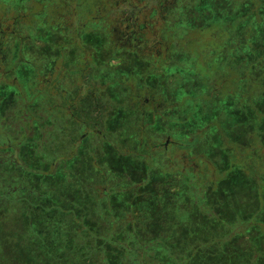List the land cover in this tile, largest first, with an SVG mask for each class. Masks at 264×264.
I'll use <instances>...</instances> for the list:
<instances>
[{"label": "rangeland", "instance_id": "rangeland-1", "mask_svg": "<svg viewBox=\"0 0 264 264\" xmlns=\"http://www.w3.org/2000/svg\"><path fill=\"white\" fill-rule=\"evenodd\" d=\"M101 1L104 6L109 2L107 0ZM130 1L131 0H129V3ZM138 1L139 0H137V2ZM150 1L152 0H147L146 2ZM161 1L162 6L171 5L176 8L179 4L177 3L178 0ZM1 3L4 4V2ZM139 3V5H143V2L139 1ZM102 5L98 4L100 9H103ZM1 6L0 31H8L17 34L19 41L14 42L13 40H9L8 42L7 39L10 38L8 35L0 38V46H2L0 49V62L3 64V62L6 61V65H9L10 68L13 69L12 72L17 76L23 74L24 69L25 73L27 71L33 72L35 68L28 59L29 53H21L18 49L4 50V45L13 43L17 48L18 46L22 47L24 41L28 42L24 45V47L26 45L29 46L27 50L34 54L38 53L31 48V46L37 45V43L33 45L28 39H31L32 42H34V40L45 41L49 36L38 21L40 17L38 13L40 12L41 6L34 3L31 5V7L33 6L32 8H25L19 13L15 10H8L5 11V13L1 9ZM155 7L157 8V4L154 8ZM33 8L35 10H33ZM31 11H33L34 14L28 17ZM148 11L147 9V13ZM56 12L57 11H54L55 14ZM172 12H174L173 8L167 10L163 18L160 17L161 14H164L163 11H158L155 15L154 19L156 22L155 25L153 24V27L147 31L148 33L145 37L148 39L146 42L148 45L146 51L139 53L141 57H148L151 55L159 57L164 56L163 54L171 55L181 46L183 47L177 38L174 37V34L171 35L170 33V31L173 30V24H170L169 20L173 19ZM63 13L64 11H62V14ZM67 17L66 29L68 27L77 28L81 25L73 16L69 15ZM121 17L123 21L128 16L124 13ZM140 19L142 20L143 17L141 16ZM141 20H138V23ZM91 23L92 22L88 23V29H91ZM148 23H154V20H150ZM112 24L113 21L111 25ZM125 25L126 24H123V27H120L123 34H126ZM32 26L35 28L34 32ZM138 28H131L137 31L133 33L134 36L138 34ZM127 32L131 35L132 31L130 32V30H128ZM142 32L144 33V30ZM62 33L56 34L55 36L59 35L57 36L59 38ZM197 36L200 38L199 36L201 35ZM202 36L213 39L215 35L208 31L206 35ZM61 39L62 41L64 40V42L66 40L69 41V44H72L68 49L65 47V57L57 58V56H54V59H57V66L54 67V61L51 59L52 51L46 49L48 51L45 53L46 62L40 74H44L46 85L42 87L45 88L44 95H47L46 99L49 98L48 102L45 100V104L47 103L46 121H49L51 113L56 111L63 117V119L61 117L60 121H57L55 125L49 126L47 130H45L46 133L44 136L45 138H49L47 136H50L54 131H60L64 139L63 144H66V146L61 148L60 155L62 158L50 163L54 165L52 173L41 177L23 170L21 168L23 163L20 160V156L18 157L19 160H15V163L9 160L6 162L1 161L0 166L2 168L14 170L16 175L12 176L8 174L0 176V264H7V262L11 260L17 259L14 257H17V255L23 259L22 264H40L39 262L45 264H58L61 261L66 264H85V262L88 261V257L84 254L86 247L78 242L76 234L79 235L82 233V236L87 238V235L83 233V228L93 223L94 214L98 212V210L97 207L95 208L92 198L88 197L84 193V190L89 194L90 192L88 191L93 189L96 190L99 187L100 192H98L97 189V196L103 195V187L121 190V188H123L120 180L121 178H117L120 176L114 178L115 180L118 179L116 181L114 180L115 183L112 182L113 184H107V181H113V168H115L116 171H121L123 168L125 169V167L126 169L129 166L132 167V165L139 166L143 169L147 166L150 168L152 167L151 169L153 170L148 168L147 171L151 179L154 176L162 178V188L160 185H154V187L157 189L161 188L164 196H162V207H154L155 204L153 203L151 207L145 208L144 216H141L143 220L140 222L138 219L139 210L137 208H133L130 214H127L133 200L132 195H130L131 192L120 191L119 193L112 194V196H114L117 213L110 209L103 211L105 214L103 218L105 220L102 221L98 218L99 230L104 231V228L101 227L107 225V222L113 223V221H115L114 227H112L116 230L114 232L118 230L122 231L123 227L127 225L130 219L129 217L134 215L136 218H132L134 220V222H132L136 227L138 224H141L139 228L144 236L140 233H135V235H133V232H129L130 230L124 228L125 233L116 235L118 236V240L122 241V243L124 242L123 245L118 243H116L114 247L106 245L102 249H96L94 251L95 255L93 259L98 264H100L102 258H108L109 264H173L174 262L182 260V255L185 254L186 250L192 251V249L197 256L195 260L193 259V262L191 261L187 264H209V255L212 250L218 246L219 242L226 239V235L222 233H227V230L235 229L234 227L237 222L234 218L240 219L239 224L243 223L242 221L246 219H251L255 223H258L259 219H264V162L258 158L257 144L260 145L259 139L256 138V141L253 139L252 146L244 149V151L231 148V144L228 141L224 140L220 143L215 152L218 153L223 160L222 169L217 162H213L210 154H208L207 157L205 156L204 159H198L195 157V151L193 152L183 148H178L176 150V144L169 145L168 149H161L162 143H165L168 137L174 140L171 134L164 132L154 131L153 135L149 133L150 136H157L155 138V142L159 144L157 149H161L159 151H162V155L159 159L154 160L148 157L146 160L147 163H145V160H141L142 157L133 158L127 153L120 155L116 150V146L113 144L115 140L120 138L119 131H111L110 127L118 126L122 121L121 116L128 115V134L134 133L135 137L133 139H136L141 136L143 130L151 131L149 128L150 122L144 124V118L140 116L144 113L143 111L161 113L167 108V102H161L158 96L155 98V93H141L142 91L139 90V85H144L142 81H145V78L143 77H126L122 76V74L117 76L114 75L113 77V75H107V73L103 71L109 69L111 72H119L122 70L125 65L122 64V62L125 63L127 61L130 63L131 61L129 55H131L132 52L130 50H122L121 57L117 58V56L111 54L109 46L106 43L101 46L98 43L97 35L93 33L88 34V32H85V34L79 32L78 35L74 34L73 37L66 34ZM113 39L119 44H116V47L117 45H124V42H128L124 41L125 39L120 36L119 31L116 34L115 32L113 33ZM73 40L77 41V45L73 44ZM183 40L188 42L189 38L185 37ZM162 42L164 43L162 44ZM84 43L91 44L94 50L90 49L91 46L84 45ZM166 44L168 45L165 51L164 48ZM10 45L11 44H9V46ZM76 46H78L77 52L75 51ZM18 54H20L24 60H19V62H17L14 58L19 57ZM38 56L37 54L36 57ZM112 56L115 57V59L111 60V63H116L115 67H111L106 63V60ZM25 60L30 63H25ZM134 61L132 60V64ZM143 67L147 70L149 65ZM4 73L5 68L2 71L3 75ZM6 76L7 77L2 76L4 78L0 81L7 90H9V93L5 97L0 98V114L5 108L3 106L14 98L15 92L13 89H15V86L17 88V85L13 82H18L13 76H10L9 79L8 75ZM101 76L104 77V79L101 80ZM58 80L61 81L59 86H57L59 84ZM53 82L55 83L56 89L62 90L57 97L51 98ZM122 89L124 90L123 92H121ZM119 93L121 94V99ZM41 94L43 95V93ZM29 100L32 119L33 121L39 120L40 116L37 113V102L40 101V98L32 94ZM257 102L263 104L264 100H262V102L256 101L255 106H252L249 110V117L252 118V120L249 121L248 124L240 125L244 128H240V130L236 129V136L243 142L248 140L246 126L249 128L257 127L264 129V116L259 117V115L253 111L258 107ZM124 104H128L127 107ZM21 107L22 106H20V108ZM42 115H45V111ZM89 129L96 131L94 142L96 143L99 141L100 143V150H98V153L93 150L91 151L93 156L101 153L97 163L92 155H90V152H88L89 155L86 153V146L90 143V137L81 136L83 135V130H88L89 132ZM20 131V128L17 129L15 135H19ZM196 133L202 134L203 130H197ZM32 134L34 135L35 132ZM78 136L80 139H78ZM31 141L32 140H30V142H22L18 147V154L25 148L27 151L31 152V157L35 158L37 154L35 152L34 143ZM119 147H121V149L129 147V150H126L129 151V153L138 151L137 144L133 141H131L129 145H122ZM235 147H237L236 144ZM102 148L103 151L101 150ZM180 149L182 151L181 153L179 151ZM38 160H40V158H38ZM48 160L51 161L50 159ZM91 161L95 162V164L92 167L90 166V173H92L93 170H97L104 179L102 182L98 181V185H88V183H86L90 174L87 173L85 166L89 165ZM38 163L40 166L47 168V161L46 163L38 161ZM156 167L161 169L162 175L156 170ZM74 171H77L76 176L72 174ZM79 172L85 175H79ZM69 173L72 175H69ZM13 180L17 183L10 184L11 186L19 185L17 188L14 187V189H16L15 192H13V189L6 186ZM149 183L141 186L135 185V187H137L135 188V195L145 190H150L151 186ZM37 184L47 186L50 188V192L46 193L40 191L38 194H34V192L31 191L37 189ZM83 184L85 186H83ZM153 191L155 192L154 188ZM146 194H143L140 199L141 205L144 207L146 204L145 198H147L148 195ZM181 194L182 196H180ZM191 196L193 200L195 199L194 203L199 204L202 212H205L202 216L203 219H198L200 220L198 223L194 222L193 219L196 216H200V213L199 209L194 208L193 210L192 208L186 215V219L178 220H184L178 225L176 215L179 213L178 217L180 218L185 211L182 208L177 210V207L180 206L186 209L187 207H191ZM216 197H220L219 201L216 200ZM187 198L188 202H184ZM117 201L119 204H117ZM176 202L177 207L175 208L173 205H175ZM70 203L75 205L74 209L68 208ZM102 204L103 206L98 208L100 211L101 209L105 210L107 207L106 201H103ZM249 229L250 226L243 223L241 224V230H239V232L249 231ZM134 230L135 229H133V231ZM168 231L169 233L174 232L173 240L177 241L176 243L180 241L179 244L181 248L177 249L174 247L175 251L170 256L167 255V251L172 252L173 246L167 242L168 238L166 234ZM192 232L200 237L194 236ZM183 233L184 235H182ZM201 233H203L204 236ZM212 233L220 234L212 235ZM229 233L230 236L232 235L233 237V232L231 231ZM116 236H112L111 240H113V242H115ZM154 237L159 238L149 245H144L145 241L148 243ZM231 238L229 237L228 239ZM236 242H238V240H236ZM236 242L231 245L232 248ZM92 243H94L93 240ZM224 245L225 243H222V246ZM177 246L179 245L177 244ZM167 247L169 248L167 249ZM194 247H199L200 250H195ZM123 248L130 250L126 253L127 257L125 263L120 262L122 261L121 258H123L121 251ZM189 257L190 256L187 258ZM37 260L39 262H34ZM185 260L186 258H183L182 262H177V264H184Z\"/></svg>", "mask_w": 264, "mask_h": 264}, {"label": "trees", "instance_id": "trees-1", "mask_svg": "<svg viewBox=\"0 0 264 264\" xmlns=\"http://www.w3.org/2000/svg\"><path fill=\"white\" fill-rule=\"evenodd\" d=\"M107 1L109 2L104 6L101 0H57L50 4L44 0H0V6L2 5L1 9L4 12L15 10L19 13L25 8L29 9L34 3L41 6L40 12L38 13L40 14L38 21L41 26H43L42 28L46 34L50 35L45 41L34 40V42H32L31 39H28L33 45L37 43V45L31 46L33 51L38 52L35 54L27 50L29 46L26 45L24 47L25 43L28 42L23 41L24 45L22 47L18 46L17 48L13 43L4 45V50L18 49L21 53H29L28 59L35 69L33 72L27 71L26 73L24 69L23 74L17 76L12 72L13 69H11L9 65H6V61H4L3 64L0 62V80H3V78L8 75V79L10 76H13L18 81L16 83L14 82L17 85V88L15 86V89H13L15 92V99L13 98L6 103L3 106L5 107L4 110H2L0 114V163L1 161L6 162L8 160L15 163V160H19L18 157L20 156V160L23 163L21 168L41 177L52 173L54 170V165L50 164L52 161H57L62 158L60 155L61 148L66 146V144H63L64 139L61 136V132L54 131L50 136H47L50 139L44 136L46 133L45 130H47L49 126L55 125L57 121H60L62 116L58 114V111L52 112L50 120L46 121L47 103L45 104V100L47 95H44L45 88L42 87L46 85V81L43 76L44 74H40L46 62L45 53L48 52L46 49L52 51L51 59L54 61L57 60L54 59V56H57V58L65 57L64 50L66 51V49L64 48L62 50L58 37L54 35L61 34L59 31L60 29L57 30V28L59 27L58 20L60 19L62 11H64L63 18L65 15L67 21V16L69 15L73 16L74 19L78 18L82 21L80 22L81 25L77 27V31L74 27H68L64 32L65 35L67 34L73 37L74 34L78 35L79 32L82 34H85V32H88V34L93 33L97 35L98 43L101 46L106 43L109 46L111 54L120 58L121 51L128 50L124 47H115V40L112 37L106 38L103 36L113 35L115 28L122 34L123 32L120 30V27H123V24H126L125 31L127 32L129 29L128 26L133 23L130 16L131 13H138L139 11H142L144 16L141 14L143 19L141 20L140 16L138 20L141 21H139V23L137 21L136 27L138 28L142 23H146L147 28H145L146 30H144L143 34L147 36L148 29L152 28L153 24L155 25L156 21L154 17L158 11H163L164 14L160 15V17L163 18L166 11L171 8H173L174 12H172L173 14L171 13L173 19H169L170 24H173V30L170 31V33L171 35L174 34V37L177 38L183 47L181 46L171 55L163 54L164 56L159 57L153 55L141 57L132 52L131 55H129L130 57L128 56L131 59L130 63L127 61L125 63L122 62V64L125 65L119 72H111L109 69L103 71L107 73V75H113V77L114 75L117 76L122 74V76L126 77L138 76V78H145V81H142L144 85H139V90L142 91L141 93H155V98L158 96L161 102H167V108L161 113L147 111V115L143 119L144 124L150 122L149 128L151 132L155 131L171 134L174 140H176L175 144L177 146L193 152L195 151V157L198 159H204L205 156L207 157L208 154H210L213 162H217L221 167L223 160L221 156L215 152L220 143L225 140L231 144V148L244 151V149L251 147L253 139L256 141L257 138L260 140V145L257 144L258 158L264 162L263 128H249L246 126L248 135V140L246 142H243L236 136V129L240 130V128H244L240 125L248 124L249 121L252 120V118L249 117V110L252 106H255L256 101L262 102V100H264V0H178L177 3L179 4L176 8L171 5L162 6L161 0H152L150 2H146L147 0H139L143 2V5H139L140 3L139 1L137 2V0H131V4L129 0ZM1 2H4V4ZM98 4L102 5L103 9H100ZM156 4L157 8H154ZM147 9L149 10L148 13ZM33 10L35 9L33 8ZM54 11H57L56 14ZM124 13L127 14L128 19L126 18L122 21L121 16ZM32 14H34L33 11L29 13L28 17ZM150 20H154V23H148ZM112 21L113 24L111 25ZM89 22H92V26H90L91 29H88L87 26ZM82 26L83 28H81ZM34 31L35 28L33 27V32ZM208 31L215 35L213 39L202 36L206 35ZM6 35L10 37L7 39L8 42L9 40H13L14 42L19 41L17 34L8 31H0V38L2 36L6 37ZM197 35H201L199 36L200 38H198ZM185 37L189 38L188 42L183 40ZM73 41V44L77 45V41ZM164 42H162V44ZM9 44L11 45L9 46ZM65 45L68 49L72 44H69V41L65 40ZM84 45L91 46L89 43H84ZM167 45L168 44H166L164 50L167 48ZM1 47L2 46H0V49ZM75 49L77 52L78 46H76ZM90 49L94 50L92 46ZM37 54L39 55L38 57H36ZM18 55L19 57L14 58L17 62H19V60H24L20 54ZM113 56L106 60V63L111 67H115L116 65V63H111V60L115 59ZM132 60H135L133 64ZM30 62L25 60V63ZM147 65H149V68L145 70L143 66ZM4 68L5 73L3 75L2 71ZM102 79H104V77L101 76V80ZM1 83L0 81V84ZM59 85L60 83L57 86ZM61 90L62 89H56L55 83L53 82L50 97H57ZM123 91L122 89L121 92ZM8 93L9 90H7L2 83L0 85V98L5 97ZM41 93H43V95ZM32 94L40 98V101L37 102V113L40 119L36 121L32 119L29 106V98H31ZM119 96L121 99L120 93ZM257 104L258 107H260H257L253 111L257 113L259 117L264 116V103L259 104L257 102ZM127 105L125 106L127 107ZM20 106L22 107L20 108ZM44 111L45 115H42ZM127 116L128 115L121 116V123L118 126L110 127L111 131H119V134L122 135L128 134L129 121ZM19 128L21 129L20 134L15 135L16 130ZM197 130H203V133H196ZM33 132H35L34 135L32 134ZM30 140L34 143L35 152L37 154L35 158H32L31 152L27 151L25 148L18 154L19 145L22 142H30ZM234 143L237 147H235ZM37 157L40 158V160H38ZM38 161H43L45 163L47 161V168L40 166ZM8 174L14 176L16 172L0 166V176ZM72 174L76 176L77 171H74ZM72 174L69 173V175ZM16 183L17 182L13 180L6 186L13 189V192H15L16 189H14V187L17 188L19 185L11 186L10 184ZM83 186L85 185L83 184ZM36 187L37 189L30 190L34 192V194H38L40 191L46 193L50 192V188L45 185L37 184ZM180 196H182V194ZM219 198L220 197H216V200L219 201ZM194 200L192 199L191 207H187V209L179 206L178 209L182 208L185 213L179 218V213L177 212L176 218L178 225L184 221L178 220L186 219V215L192 208L193 210L194 208L199 209L200 213V216H196L193 219L194 222L198 223L200 222L198 219H203L202 216L205 212H202L199 204L194 203ZM184 202H188V198L185 199ZM68 208L74 209L75 205L70 203ZM98 218L102 221L105 220L101 216H98ZM234 220L237 222L234 227L235 229L227 230V233H222L227 237L225 236L226 239L219 242L215 249L213 248L214 250H212L209 255V264H264V219H259L258 223H255L251 219H246L245 221L241 220L243 223H246L247 226H250L249 231L243 232H239V230H241V224L243 223L239 224L240 219L234 218ZM92 224L83 228V233L87 235V238H84L82 233L79 235L76 234L78 242L86 247L84 254L88 257L89 262L86 261L85 264H98L93 259L96 249H102L106 245L114 247L116 243L120 245L124 243L118 240V236H116L122 233L114 232L115 228H112L115 223L107 222L108 225L101 227L104 228V231L99 230L98 233H95L91 228ZM231 231L233 232V237L232 235L230 236L229 232ZM140 234L144 236V234ZM201 234L204 236L203 233ZM214 234L220 233H212V235ZM133 235H135V233ZM182 235H184V233ZM193 235L198 236L196 234ZM112 236H116L115 242L111 240ZM166 237L168 238V244L173 246L172 252L167 251V255L170 256L175 251L174 247L181 249L179 244L180 241L176 243L177 241L173 240L174 232L169 233L168 231ZM229 237L232 238L228 239ZM158 238L159 237H154L148 243L145 241L144 245H149L157 241ZM92 240L94 243H92ZM236 240H238V242H236ZM234 242L236 243L232 248L231 245ZM222 243H225V245L222 246ZM177 244L179 246H177ZM168 248L169 247H167V249ZM194 249L200 250L199 247H194ZM121 251L123 258H121L122 261L120 262L125 263L127 257L126 253L130 250L123 248ZM186 252V255H182L183 258H186L184 264L191 261L193 262L197 256L196 253L193 252V249L192 251L186 250ZM191 252L194 253V256ZM188 256L190 257L187 258ZM14 257L17 259L11 260L7 262V264H22L23 259L20 258L19 255ZM182 260L177 262H182ZM34 262L39 261L37 260ZM177 262L174 263L177 264ZM39 263L45 264L42 262ZM58 264L66 263L61 261ZM100 264H109L108 258H102Z\"/></svg>", "mask_w": 264, "mask_h": 264}, {"label": "flooded vegetation", "instance_id": "flooded-vegetation-1", "mask_svg": "<svg viewBox=\"0 0 264 264\" xmlns=\"http://www.w3.org/2000/svg\"><path fill=\"white\" fill-rule=\"evenodd\" d=\"M44 1H47V3L50 4V3H53V1L55 2L57 0H44ZM141 14H142V11H139L138 13H136V12H132L131 13L130 16H131V19H132L133 23L130 26H128L129 29H131L132 26H133V28L136 27L137 21L140 18ZM62 16H63V14L61 13L60 14V19L58 20L59 27L57 28V30L60 29L59 31L61 33L66 31V23H67L65 15H64V18H62ZM77 22L80 24V22H82V21L80 19H78ZM81 28H83V26ZM145 28H147L146 23H142V25H139V29L141 30V32L139 30L138 34H135V36L133 35V33L137 32V31H134L133 29L130 30V32L132 31L131 35L128 32H126V34H123V33L120 34V36H122L125 39L124 41H128V42H124V45H122V46L121 45L118 46L119 44L117 42H114L115 47H116V44H118L117 48H119V47H124L125 48L126 47L127 50H130L135 55H139V53H141L142 51H146V48H147V45H148L146 42H147L148 39L145 37V35L142 32L143 30H145ZM76 31H77V28H76ZM114 32H115V34L118 32L117 28L114 29ZM54 35H56V34H54ZM57 36H59V35H57ZM63 36H65L64 33H62V35H60V37L58 38L59 41H60V46L62 47V50L66 46L64 40L62 41V39H61ZM48 37H50V35ZM103 37H106V38L112 37L113 38V35H111V36H106L105 35ZM53 66L54 67L57 66L56 61H54V65ZM59 83L61 84V81H59ZM48 99H46L47 102H48ZM143 112L144 113H142V115H140V116H142V118H145L146 115H147V113H146L147 111L144 110ZM82 132H83V135H81L82 137H90L89 138L90 139V143L86 146V153L88 154V152H90V155H92V157L95 159V161L97 163L98 162V157H100L101 153L100 154H96V156H93V154L91 152L93 150V151H96L98 153V150H100L99 149L100 148L99 141L96 142V143L94 142V136L96 134V131H94L92 129H89V132H88V130H83ZM149 133L151 135L154 134V132L143 130L141 136L136 138V139H133L135 137L134 133L133 134H131V133L130 134H123V135L120 134V138L115 140L114 141L115 143H113V144L116 146V150H117V152L120 155L127 153V154H130V156L133 157V158H138V157L141 158L142 157L141 160H145V163H147L146 160L148 159V157L152 158L154 160H157L162 155V151H159V150L168 149L169 145L176 143L175 140L170 139V137H168L167 141L165 143H162L161 149H157L159 147V144H157L155 142V138L157 136L156 137L155 136H150ZM78 139H80L79 136H78ZM78 139H76V140H78ZM131 141H133V142H135L137 144V150L138 151H133L132 153H129V151H126L127 149L129 150V147L128 148H122V149H121V147H119V146H122V145L123 146L129 145L131 143ZM178 148H181V147L177 146L175 149L177 150ZM101 150L103 151V148ZM122 150H125V151H122ZM179 151H180V153L182 152L181 149ZM140 158H139V160H140ZM89 163H90L89 165L85 166V169H86L87 173L90 174V175L88 174L89 176H88V180H87L86 183H88V185H92V184L98 185V181L102 182L104 180L103 176L101 174H99L97 170L96 171L93 170V172L90 173L91 167L95 164V162L91 161ZM148 168H150V167L147 166V167H145L143 169V168H140L139 166H134V165H132V167L129 166L127 169L125 167V169L123 168L121 171L120 170L116 171L115 168H113L112 169V179H113V181H107V184L115 183V181L118 180V179L115 180L114 178L117 177V176H120V177H117V178H119V179L121 178L120 180H121L122 186H123V188H121V190H114L113 188L108 189L106 187H103L104 188L103 195H99V196H97V193H96L97 189H98V192H100L99 187L96 190L93 189L94 191L93 190L88 191V192H90L89 194H87L85 192V190H84V193L88 197L92 198L93 204H94L95 208L97 207L98 212L100 211L98 208H101L103 206V204H102L103 201H106V203H107L106 204L107 207L105 208V210L101 209V211L99 213L95 212V214H94L93 224H92L91 228L95 231V233H98V231H99V228H98V215L101 216V217H104L105 214H104L103 211H107L108 209L113 210L115 213H117L116 209H115L114 196H112V194L119 193L120 191L131 192L130 195H132L133 200L131 202V206L129 208V211H127V214L129 215L131 210H133V208H137L139 210L138 219H139L140 222H141V220H143V217H141V216H144L143 214H144V209L145 208L147 209L149 206L151 207V204H153V203L155 204L154 207H157V206L162 207L161 206L162 196H164L163 190H161V188H162V184H161L162 178L159 177V176H154L151 179L150 174L147 171ZM151 168H150V170H153ZM156 170L159 171L161 175L163 174L161 169L156 167ZM79 173H80L79 175H83V176L85 175L82 172H79ZM142 175H143V177H142ZM147 183H149L150 186H151L150 190H145L144 192L135 195V192H136L135 188H137V187H135V185H140L141 186V185H146ZM154 185H160L161 188L157 189V188L154 187ZM152 187L155 189V192L153 191ZM143 194L147 195V198H145V201H146L145 207L143 205H141V202H140V199L142 198ZM117 204H119L118 201H117ZM173 206L176 208L177 207V202ZM178 208H179V206L177 207V210H178ZM121 210H124V209H121ZM114 214H112V215H114ZM149 215H151V214H149ZM129 218H130L129 221H128L127 225L125 227H123V230L122 231L118 230L117 232L125 233V230H124V228H125L127 230H130L129 232L141 233V229L139 228V226L141 224H138L137 227H136L135 224H133L134 220L132 218H136V217L134 215H132ZM113 223H115V221ZM133 229H135V230L133 231ZM114 231H116V230L114 229Z\"/></svg>", "mask_w": 264, "mask_h": 264}, {"label": "crops", "instance_id": "crops-1", "mask_svg": "<svg viewBox=\"0 0 264 264\" xmlns=\"http://www.w3.org/2000/svg\"><path fill=\"white\" fill-rule=\"evenodd\" d=\"M16 83V82H15ZM101 171V170H100ZM99 173V172H98ZM100 174V173H99ZM99 216V215H98Z\"/></svg>", "mask_w": 264, "mask_h": 264}]
</instances>
